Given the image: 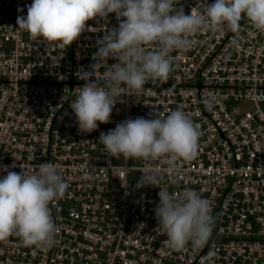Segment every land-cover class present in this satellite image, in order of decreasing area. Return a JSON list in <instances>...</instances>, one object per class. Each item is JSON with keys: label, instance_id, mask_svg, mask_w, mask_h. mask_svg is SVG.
Here are the masks:
<instances>
[{"label": "built area", "instance_id": "obj_1", "mask_svg": "<svg viewBox=\"0 0 264 264\" xmlns=\"http://www.w3.org/2000/svg\"><path fill=\"white\" fill-rule=\"evenodd\" d=\"M31 3L0 0V169L15 164L11 171L31 174L50 162L69 187L49 206L54 246H25L13 235L0 242V264H264V32L242 17L238 35L197 33L190 50L172 53L167 81L149 80L139 95H123L111 122L81 133L70 108L85 83L80 71H91L97 40L119 22L109 14L88 21L71 45L50 43L16 23ZM181 6L185 14L203 11L200 0ZM96 72L102 75L100 65ZM177 108L202 132L196 157L179 161V171L163 158L110 156L99 143L101 132L125 119ZM149 169L161 172L170 193L192 189L210 202L215 226L202 249L168 247L154 212L160 189L135 187ZM6 174L0 170V178Z\"/></svg>", "mask_w": 264, "mask_h": 264}, {"label": "clouds", "instance_id": "obj_2", "mask_svg": "<svg viewBox=\"0 0 264 264\" xmlns=\"http://www.w3.org/2000/svg\"><path fill=\"white\" fill-rule=\"evenodd\" d=\"M200 3L203 11L191 9L185 14L183 7H178L179 0H32L27 15H18L16 23L33 39L67 46L81 36L88 21L106 20L115 14L118 26L107 29L97 40L96 62L91 71L81 69L80 79L85 83L70 105L78 130L91 133L99 124L111 122L113 108L123 103V95H139L149 80L167 81L174 70L172 53L190 50L197 33L222 35L228 30L238 35L242 17L264 32V0ZM109 59L116 62L108 64ZM97 65L103 69L100 77ZM204 103L211 106L212 98H204ZM201 135L199 125L177 108L162 117L125 119L107 133L101 132L99 143L110 156L145 161L163 158L173 171H179V161L196 157ZM13 167L16 165L0 169L7 173L0 178V242L15 235L25 246H54L58 228L49 206L64 197L68 183L50 162L31 174L11 171ZM162 182L161 172L149 169L135 187L160 189L154 212L168 247L183 251L191 243L193 249H202L215 226L210 202L192 189L181 195L170 193ZM122 184L127 187L124 181ZM213 256L210 249L207 259L211 261Z\"/></svg>", "mask_w": 264, "mask_h": 264}]
</instances>
